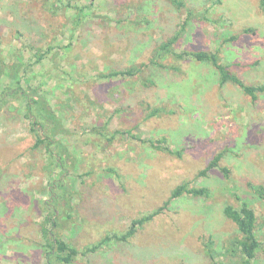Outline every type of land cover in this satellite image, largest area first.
<instances>
[{"label":"rangeland","instance_id":"1","mask_svg":"<svg viewBox=\"0 0 264 264\" xmlns=\"http://www.w3.org/2000/svg\"><path fill=\"white\" fill-rule=\"evenodd\" d=\"M182 1L0 0V264H46L54 211L50 241L77 250L71 264H211L207 243L238 264L222 210L242 201L257 218L253 264H264V200L247 188L264 186V91L252 101L186 55L215 53L264 86V6ZM30 99L62 129L51 134ZM183 184L209 196L172 199Z\"/></svg>","mask_w":264,"mask_h":264},{"label":"trees","instance_id":"2","mask_svg":"<svg viewBox=\"0 0 264 264\" xmlns=\"http://www.w3.org/2000/svg\"><path fill=\"white\" fill-rule=\"evenodd\" d=\"M169 1L176 9H184V3L182 0H169ZM261 5L264 6V0H261ZM186 15L187 17L192 16V11L187 9ZM174 41L175 38H172V40L160 45L158 47L157 54L161 55L162 53H167L170 50V47L172 46ZM186 55L198 62L210 63L216 70L221 83L223 84L231 83L238 86L242 92H244L251 98L252 101L256 100L257 93L264 91V86L262 85L252 86L246 84L242 79L238 77V75L232 73L230 70L227 69L226 66L222 65L220 63L218 56L215 53L196 51L191 53L186 52ZM15 73H17V71ZM125 73L128 74L129 72L127 71ZM117 74H123V73L118 72L116 73V75ZM43 103L44 102L43 101L41 102V100L39 99H30L27 102V106L29 110L32 107H34V109L35 108L38 109V111L40 112V116H43V118L45 117L49 125H52L50 128V132L51 134H54L56 131H60V129H62L61 118L57 116L55 112L45 110L44 108H42L41 104ZM35 119H32L31 124L33 126L37 124ZM55 126H57L58 128H55ZM32 129L35 132H37V129H35L34 127ZM46 139H48V143L45 147L46 152L53 159V164L61 167L63 164L62 157H57L56 155L50 153V146L52 144V141L49 140L48 137H46ZM43 142H44V138H42L41 134L37 133V140L34 144V147L39 146ZM218 160H219V156L214 157V159L208 164L207 169L216 167ZM221 171L226 176L229 173L228 170L225 168H223ZM203 173L204 172H202V174ZM247 188L249 189V192L253 196L257 197L258 199L264 200L263 185L248 183ZM183 194H187L192 197L206 198L209 196V190L204 187L189 188L188 186L183 184L173 189L171 193V198L174 199L180 197ZM55 213H57V211H54L50 216V218H47V220H45V225H43L41 228V234L44 237L49 238V242L47 243L48 251L46 254V258L48 262H46V264H71L77 255V250L73 248L69 243L65 242L62 238L53 237L51 238L50 241L51 228H54L57 225ZM222 213L226 219H228L235 225L236 230L239 233V237L235 239L234 246L231 250V252L233 251V253H236L237 256L240 258L238 264H253L254 260L256 259V255L259 253V249L261 246L256 236L257 218L255 212L248 205V203L242 201L238 208H234L231 205H226L223 208ZM136 223H142V221L141 220L133 221L132 227L130 228L129 233H127L128 236L133 233V225H135ZM46 225H49L50 227L49 230L46 228ZM106 240L107 239L105 238L102 240V242H105ZM204 248L206 255L211 261V264H222L221 262L215 259V255L213 254V250L210 247V243L204 244Z\"/></svg>","mask_w":264,"mask_h":264}]
</instances>
